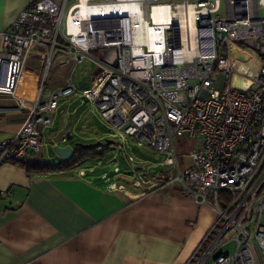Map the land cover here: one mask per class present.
I'll list each match as a JSON object with an SVG mask.
<instances>
[{"label":"built area","instance_id":"2783aa9c","mask_svg":"<svg viewBox=\"0 0 264 264\" xmlns=\"http://www.w3.org/2000/svg\"><path fill=\"white\" fill-rule=\"evenodd\" d=\"M35 50L71 75L49 91L37 76L19 97ZM86 60L97 69L83 100L111 132L100 150L125 159L134 187H177L215 213L186 264H264V0H36L0 31V96L27 111L0 166L47 147Z\"/></svg>","mask_w":264,"mask_h":264},{"label":"crops","instance_id":"0c3cea01","mask_svg":"<svg viewBox=\"0 0 264 264\" xmlns=\"http://www.w3.org/2000/svg\"><path fill=\"white\" fill-rule=\"evenodd\" d=\"M35 1L0 0V31ZM37 52L25 64L19 97H32L42 76ZM59 116L44 130L42 152L0 166V264H186L216 217L179 188L124 184L121 178H131L127 165L120 157L111 161L110 148L101 166L86 161L64 172L27 171L29 165L62 162L48 155L47 141H68L62 125L50 131ZM26 117L12 97L0 96V142L14 136ZM79 125L73 133L81 136Z\"/></svg>","mask_w":264,"mask_h":264},{"label":"rangeland","instance_id":"374dc122","mask_svg":"<svg viewBox=\"0 0 264 264\" xmlns=\"http://www.w3.org/2000/svg\"><path fill=\"white\" fill-rule=\"evenodd\" d=\"M96 69V65H94L90 60H86L79 64L73 72V83L78 90L77 98L73 97L69 103L62 105V109L65 111V114L55 119L54 127L50 130L51 132H56L62 125L65 130L64 132L70 133L71 139L64 142L60 140V138L56 137L54 139L55 141L52 143V141L47 138L49 144L48 155L51 156L55 161H57V159H55V148L71 146L74 150H77L78 147L75 146L76 143L87 145L101 142L102 145H104L105 142L109 140L108 134L111 132L104 127L98 114L91 110L90 103L84 102L82 97V92L92 87L93 73ZM71 72L72 69L67 68L66 66L54 65L51 66L47 71L45 69L42 70L41 75L45 78L46 82L45 90L49 91L65 85V82L70 77ZM219 86H221V80L219 82ZM78 123L80 125L79 128H77V131H80L81 136L73 133ZM81 125H86L88 127L87 130L81 129ZM114 141L119 142L118 139H115ZM130 146L137 155L151 159V157L147 155L146 151L136 148L132 143H130ZM95 150L96 152H100L99 149ZM120 158L125 161L122 156ZM94 164L101 166L103 161L97 160L94 161ZM121 181L128 186H131L134 182L132 178L125 176L121 178ZM209 199L212 198L209 197ZM232 248L233 244L230 243L225 249L231 251Z\"/></svg>","mask_w":264,"mask_h":264},{"label":"trees","instance_id":"16d2710c","mask_svg":"<svg viewBox=\"0 0 264 264\" xmlns=\"http://www.w3.org/2000/svg\"><path fill=\"white\" fill-rule=\"evenodd\" d=\"M108 149L104 148L100 152H96L95 149H81L78 148L75 150V154L70 161L58 164H48L43 163L40 165H29L27 166V171L31 174H51L57 172H64L70 170L74 167L81 165L86 161H97V160H105L108 157Z\"/></svg>","mask_w":264,"mask_h":264},{"label":"water","instance_id":"95a60500","mask_svg":"<svg viewBox=\"0 0 264 264\" xmlns=\"http://www.w3.org/2000/svg\"><path fill=\"white\" fill-rule=\"evenodd\" d=\"M67 139L68 140L70 139L69 134H67ZM111 143H112L111 141H106L104 145H110ZM104 145H102L101 142H96V143L87 144V145L76 143L75 146L78 148H81V149H100ZM54 152L57 155V157H59L64 162L70 161L75 154V150L71 146H65L62 148H55Z\"/></svg>","mask_w":264,"mask_h":264},{"label":"bare ground","instance_id":"6f19581e","mask_svg":"<svg viewBox=\"0 0 264 264\" xmlns=\"http://www.w3.org/2000/svg\"><path fill=\"white\" fill-rule=\"evenodd\" d=\"M155 13H157V10H155ZM246 54H247V53H246ZM250 65H252L251 62L248 63V64H246V63H240V64H239V68H240V69H246V68H247L248 66H250ZM236 82L239 83V82H240L239 79L236 78Z\"/></svg>","mask_w":264,"mask_h":264}]
</instances>
